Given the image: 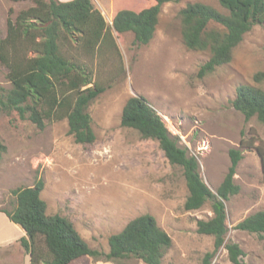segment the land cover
Wrapping results in <instances>:
<instances>
[{
	"label": "rangeland",
	"instance_id": "374dc122",
	"mask_svg": "<svg viewBox=\"0 0 264 264\" xmlns=\"http://www.w3.org/2000/svg\"><path fill=\"white\" fill-rule=\"evenodd\" d=\"M92 1L110 24L113 0ZM123 2L120 8L134 11L152 3ZM190 3L206 4L227 14L217 0H169L160 8L158 25L147 45H133L132 33L112 32L120 58L108 53L98 64L89 56L78 55L91 69L92 78L107 87L88 106L96 136L92 144H76L65 120L38 130L15 113H0V143L6 148L0 157V209H12V189L32 186L41 179L47 214L68 218L90 248L107 252L110 235L131 219L150 214L172 240L162 264H201L203 255L213 249V238L198 234L195 223L212 216L210 203L185 211L187 189L180 169L168 163L155 141L120 126L126 101L142 96L180 145L197 159L200 177L213 193L230 165L229 150L241 152L234 175L239 192L224 202L226 241L240 246L246 264H264V234L234 229L245 217L264 211V167L255 150L264 146V125L255 117L245 120L230 103L239 86L264 89V82L252 80L256 73L264 72V25H254L244 35L230 63L198 78L199 66L209 54L184 47L178 18V12ZM31 5L0 0L1 36L6 33L9 9L14 20ZM0 85L9 87L7 69L1 64ZM3 257L0 252V264L5 263ZM72 264L143 263L96 262L83 257ZM211 264L231 263L220 248Z\"/></svg>",
	"mask_w": 264,
	"mask_h": 264
},
{
	"label": "trees",
	"instance_id": "16d2710c",
	"mask_svg": "<svg viewBox=\"0 0 264 264\" xmlns=\"http://www.w3.org/2000/svg\"><path fill=\"white\" fill-rule=\"evenodd\" d=\"M32 5L6 20V33L0 34V64L7 69L9 87L0 85V113H15L38 130L48 123L65 120L68 134L76 144L96 140L88 106L107 89L92 78V71L78 60L79 54L97 60L110 53L120 58L112 32L132 33L133 45H147L153 38L160 8L169 0L152 3L139 11L120 8L123 0H113L109 24L92 0H9ZM227 11L223 14L202 3L187 4L178 12L181 39L188 50L209 54L199 66L203 78L218 67L230 63L233 50L254 25H264V0H217ZM76 55V56H74ZM253 82H264V72L256 73ZM232 108L245 120L255 117L264 125V89L254 85L237 87ZM120 126L135 131L142 139L155 141L172 167L181 171L187 189L185 211H196L210 203L212 216L196 220V232L213 238V249L203 255L201 264H211L223 248L231 264H246L237 243L226 241L228 227L224 202L239 192L234 183L236 167L242 159L238 149H230L228 170L213 193L199 174L197 159L180 145L162 118L142 96H132L124 104ZM6 150L0 143V157ZM264 167V146L255 147ZM41 179L32 186L10 191L14 198L11 210L0 209L8 220L26 234L19 240L29 255L30 264H72L89 257L93 261L119 263L137 260L143 264H162L172 245L154 216L143 214L126 223L108 237V251L92 249L73 223L60 214H47L41 198ZM235 230L264 234V211L251 214L234 226Z\"/></svg>",
	"mask_w": 264,
	"mask_h": 264
},
{
	"label": "crops",
	"instance_id": "0c3cea01",
	"mask_svg": "<svg viewBox=\"0 0 264 264\" xmlns=\"http://www.w3.org/2000/svg\"><path fill=\"white\" fill-rule=\"evenodd\" d=\"M57 1L66 2L70 0ZM6 219L8 220L6 215L0 212V252L4 253V264H30L29 255L19 245V240L26 237L25 232L18 225L12 222L11 224L8 223Z\"/></svg>",
	"mask_w": 264,
	"mask_h": 264
}]
</instances>
